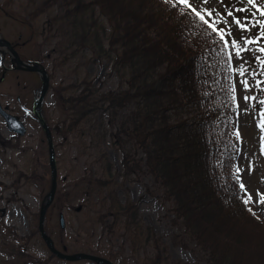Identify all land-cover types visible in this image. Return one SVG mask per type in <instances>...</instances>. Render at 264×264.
<instances>
[{"label":"rangeland","instance_id":"obj_1","mask_svg":"<svg viewBox=\"0 0 264 264\" xmlns=\"http://www.w3.org/2000/svg\"><path fill=\"white\" fill-rule=\"evenodd\" d=\"M190 2L198 5L201 13L210 6L213 15L205 16V21L226 31L236 104L233 113L237 147L234 170L239 169L244 177L242 184L249 207L263 220L264 128L260 123L264 120V52L260 48L264 47V38L260 43L248 44L247 40L253 36L239 26L235 12L222 10L219 0ZM257 3L264 6V0H257ZM38 4H31L29 0H0V36L17 43V50L24 60L40 62L51 76V87L43 100L42 111L51 130L53 128L59 179L55 200L46 213V226L57 248L68 254L89 252L104 256L113 250L120 256L116 264H139L145 253H154L149 247L140 252L139 259L136 258L137 255L130 251L129 235L120 225L112 229L111 221L96 223L94 217L90 218L89 199L98 210L101 196L92 191L91 198L84 195L81 182L88 183L93 178L107 179L110 161L114 177L107 179L111 180L110 183L100 184L105 187L101 190L98 183L92 185L95 191L99 190L105 198L113 190L122 203L127 200L135 202L141 222L151 226L166 244L170 261L210 264L207 253L181 231L175 222L172 201L164 198L160 184L146 168L142 166V170L127 179L123 175L122 158L127 153L136 159L144 157L135 140L124 133L119 138L113 137L106 115L100 110L90 113L73 130L67 129L75 110L63 106L58 93L66 97L79 95L83 89L79 85L88 77L99 90L94 98L99 102L102 93L124 89L126 79L115 70L113 61L98 56L96 49L78 47V38L72 35L71 22L66 17L62 0H55V4L44 11H38ZM253 8L259 12L255 6ZM36 13L37 17L33 18ZM53 17L55 24L49 27L47 22ZM239 20L244 23L243 18ZM34 27L40 31L38 36L33 34ZM233 39L240 40L242 48L249 51L237 55L236 46L231 44ZM6 61L9 63V55ZM239 69L244 70V76H240ZM2 71L0 66V78ZM72 84L76 88H65ZM41 86L39 74L24 71L8 72L5 80L0 82V103L11 113L21 116L28 126L25 136L14 137L0 115V264H6L5 257L21 255L20 250H25V256L18 264H85L83 261L65 262L50 255L38 231L40 210L50 192L52 180L49 143L32 112ZM61 214L65 216L64 229L60 226ZM177 234L187 242L186 247L179 244ZM122 256L124 260H121ZM8 263L12 264L11 260Z\"/></svg>","mask_w":264,"mask_h":264},{"label":"trees","instance_id":"obj_2","mask_svg":"<svg viewBox=\"0 0 264 264\" xmlns=\"http://www.w3.org/2000/svg\"><path fill=\"white\" fill-rule=\"evenodd\" d=\"M224 1L227 12L246 3ZM62 2L78 47L96 49L113 61L127 82L125 89L106 91L91 103L99 90L85 79L84 94L73 98L76 109L68 130L100 110L113 137L124 133L143 151L142 159L124 156V175L141 170L144 162L173 202L175 221L207 253L210 264H264V221L247 206L232 168L231 68L219 32L178 0ZM110 168L111 163V176ZM81 186L91 196V181ZM113 194L108 207L101 202L100 209L89 211L98 214L96 223L111 217L110 228L120 225L133 250L152 244L157 254L149 264L169 260L162 239L143 227L137 206L122 205ZM180 242L186 246L184 239Z\"/></svg>","mask_w":264,"mask_h":264},{"label":"water","instance_id":"obj_3","mask_svg":"<svg viewBox=\"0 0 264 264\" xmlns=\"http://www.w3.org/2000/svg\"><path fill=\"white\" fill-rule=\"evenodd\" d=\"M0 44L6 45L11 49V51L15 55V59L20 64V68L26 69L28 71L29 70H37L40 73H42L43 77H44V86L42 88V93L36 101L34 111H35L36 115L38 116V118L40 119V121L43 123V125H44V127L48 133V137H49V142H50V147H51V166H52V182L51 183H52V189H51L50 193L48 194V196L45 200V203L42 206L41 213H40V225H39V229L41 232L40 235H42V237L44 238L49 249L53 253H55L56 255H59V257H61V258H65L68 260H78V259H89L90 260L91 259V260L99 261V263L100 262H108L109 264H112L110 261H108L104 258L98 257V256L90 255V253L89 254H87V253L67 254V253L61 252L60 250H58L55 247V243H54L53 239L51 238V236H49L47 234L45 227H44L45 215H46L47 209L49 208L52 201L54 200L55 192L57 190V172H56L57 171V164L55 162L56 161L55 152H54L55 148L53 145L52 137L50 135V131H49V129L46 125V122H45V120L42 116V113H41V105L43 102L42 100L44 99L46 92L48 90V87H49V76H48L47 72L44 70V68L41 67V65H39L38 63H29V62L26 63L24 61H21L19 54L11 47V44L1 37H0ZM0 113H2V115L5 117L8 125H9V128L11 130L17 131L20 134L25 133V126H24L23 122L19 119L18 116H14V115H11V113L10 114L7 113L6 111H4L1 108V106H0ZM61 221H62V225L64 226L63 217H62Z\"/></svg>","mask_w":264,"mask_h":264},{"label":"snow or ice","instance_id":"obj_4","mask_svg":"<svg viewBox=\"0 0 264 264\" xmlns=\"http://www.w3.org/2000/svg\"><path fill=\"white\" fill-rule=\"evenodd\" d=\"M246 2L255 6L259 10L260 14L264 15V6H261V4H258L257 0H246ZM179 3L186 5L190 10H192L197 15H199L202 20L205 19V16L211 17L213 15V13L210 11V6L205 7L203 9V13H201L200 11H198L199 6L198 5L194 6L193 3L190 2V0H179ZM245 11H247V9H245ZM237 23L239 24L240 27H242L246 30L249 28V25L241 23L239 19L237 20ZM212 27L217 32H219L222 39H224V42L227 44L229 41L226 38V31L222 28H218L215 24H213ZM259 31H260V37L253 36V38L247 40L248 44L260 43V38L264 37V23H262L260 25ZM231 44L236 46V54L237 55H240L242 51L245 53L249 51V49H243L242 48V42L238 39L231 40ZM260 51L264 52V47H261ZM240 58L243 59L242 56ZM262 67H264V64H262ZM234 70H236V69H234ZM238 71H239L240 76H244L245 73H244L243 69H239ZM245 86H248V85L245 83ZM247 98L248 97H245V99H247ZM262 115H264V114H262ZM260 126L262 128H264V120L261 121ZM237 134H239V130H237ZM262 197H264V194H262ZM261 203H264V199L261 200Z\"/></svg>","mask_w":264,"mask_h":264}]
</instances>
